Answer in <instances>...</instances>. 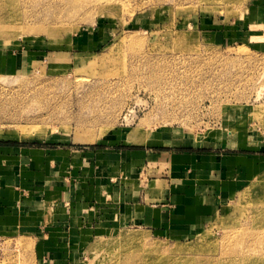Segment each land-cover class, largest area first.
<instances>
[{
    "label": "rangeland",
    "instance_id": "1",
    "mask_svg": "<svg viewBox=\"0 0 264 264\" xmlns=\"http://www.w3.org/2000/svg\"><path fill=\"white\" fill-rule=\"evenodd\" d=\"M262 14L264 0H0V141L259 138ZM259 169L191 234L100 223L75 263L264 264V159ZM36 237L0 227V264H48Z\"/></svg>",
    "mask_w": 264,
    "mask_h": 264
},
{
    "label": "crops",
    "instance_id": "2",
    "mask_svg": "<svg viewBox=\"0 0 264 264\" xmlns=\"http://www.w3.org/2000/svg\"><path fill=\"white\" fill-rule=\"evenodd\" d=\"M169 131L142 144L0 141V227L35 234L48 264H76L78 246L100 223L191 234L260 172L264 132Z\"/></svg>",
    "mask_w": 264,
    "mask_h": 264
},
{
    "label": "bare ground",
    "instance_id": "3",
    "mask_svg": "<svg viewBox=\"0 0 264 264\" xmlns=\"http://www.w3.org/2000/svg\"><path fill=\"white\" fill-rule=\"evenodd\" d=\"M34 131H36V130H34ZM29 134H31L29 136H32L33 133L29 132ZM33 135H36V134H33ZM23 136H28V135L23 134ZM138 238H140V236L137 233H132V234L131 233H124L121 236V240L124 242H130V241L136 240Z\"/></svg>",
    "mask_w": 264,
    "mask_h": 264
}]
</instances>
